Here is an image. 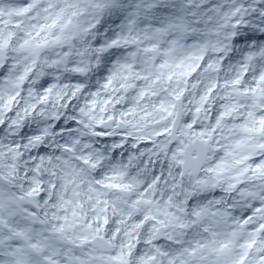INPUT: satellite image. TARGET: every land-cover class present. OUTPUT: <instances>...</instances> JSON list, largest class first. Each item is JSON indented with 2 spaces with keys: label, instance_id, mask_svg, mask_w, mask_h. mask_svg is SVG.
Returning <instances> with one entry per match:
<instances>
[{
  "label": "clouds",
  "instance_id": "9594fccd",
  "mask_svg": "<svg viewBox=\"0 0 264 264\" xmlns=\"http://www.w3.org/2000/svg\"><path fill=\"white\" fill-rule=\"evenodd\" d=\"M0 264H264V0H0Z\"/></svg>",
  "mask_w": 264,
  "mask_h": 264
}]
</instances>
